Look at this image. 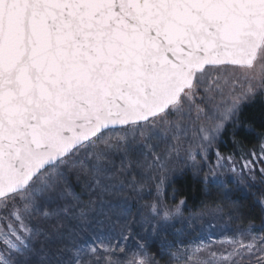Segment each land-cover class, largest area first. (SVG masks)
Segmentation results:
<instances>
[{"label": "snow or ice", "instance_id": "1", "mask_svg": "<svg viewBox=\"0 0 264 264\" xmlns=\"http://www.w3.org/2000/svg\"><path fill=\"white\" fill-rule=\"evenodd\" d=\"M257 97L264 0H0V264H264ZM175 173L219 235L165 238Z\"/></svg>", "mask_w": 264, "mask_h": 264}, {"label": "trees", "instance_id": "2", "mask_svg": "<svg viewBox=\"0 0 264 264\" xmlns=\"http://www.w3.org/2000/svg\"><path fill=\"white\" fill-rule=\"evenodd\" d=\"M240 119L246 125L254 124L257 126V132L260 131L259 125L264 124V99L257 98L255 101L246 104L241 112ZM242 139V138H238ZM244 144L248 148H252L256 144V140L252 139L249 143L248 139H244ZM239 150L238 144L234 146L230 133H227L223 137L221 145V151L231 154ZM171 186L166 189V201L174 206V203H178L181 199L185 200L183 207V215L185 218L192 215L199 214L205 210H215L216 206L221 203V197L218 192L214 191L211 196L205 194L202 186L197 185L190 173L183 174L172 180ZM235 188V185H230ZM241 193L234 192V198L241 196ZM175 196V201L173 200ZM170 236L166 234L165 238L168 239ZM132 241H128L130 246Z\"/></svg>", "mask_w": 264, "mask_h": 264}, {"label": "rangeland", "instance_id": "3", "mask_svg": "<svg viewBox=\"0 0 264 264\" xmlns=\"http://www.w3.org/2000/svg\"><path fill=\"white\" fill-rule=\"evenodd\" d=\"M264 99V97H257ZM256 98V99H257ZM254 99L253 101H255ZM251 101V102H253ZM249 102V103H251ZM247 103V104H249ZM228 154L226 152H223ZM182 173H175L171 179L181 176ZM146 192L148 189L145 190ZM154 199V194L152 196H146L141 203L147 204ZM164 203H166L169 207H173L168 203L165 199ZM183 209V207H182ZM181 209V213L175 214L167 219V226L169 228V240L174 238V235H178L183 232L185 236L189 235V233H194L195 235L216 233L219 235V227L222 225V221H220L215 216V210H205L199 214L192 215L190 217L185 218L183 215V210ZM136 209H133V213L135 214ZM232 227H236L235 224ZM131 245V244H130Z\"/></svg>", "mask_w": 264, "mask_h": 264}]
</instances>
